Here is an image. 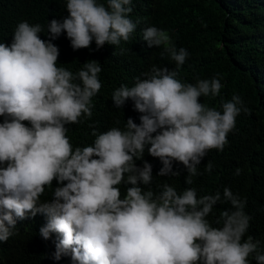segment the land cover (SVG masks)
Masks as SVG:
<instances>
[{
  "label": "clouds",
  "instance_id": "obj_1",
  "mask_svg": "<svg viewBox=\"0 0 264 264\" xmlns=\"http://www.w3.org/2000/svg\"><path fill=\"white\" fill-rule=\"evenodd\" d=\"M132 3L66 0L68 15L48 22V40L40 38L41 24L21 21L11 44L0 42V242L16 234L17 218L40 213L46 217L41 237H57L54 259L70 256L73 264H251L249 257L264 264L259 241L244 238L251 220L246 200L228 187L198 198L194 188L178 193L165 182L151 185L157 176L179 175L173 162L184 166L191 185L201 159L222 152L236 117L249 112L239 95L222 101V111L201 103L223 85L215 76L195 84L179 80L189 52L177 49L167 31L148 26L142 39L150 48L163 46L161 57L167 53L176 70L154 64L111 96L117 109L131 100L140 123L129 118L123 129H94L92 144L73 147L65 125L92 116L102 68L95 60L75 73L57 66L59 49L51 41L63 32L74 50L93 40L97 48L128 42L139 23L130 19ZM146 145L162 162L159 171L147 161L134 163ZM212 167L209 161L204 170ZM53 180L62 186L42 200ZM218 202L234 209L220 212L219 227L208 219Z\"/></svg>",
  "mask_w": 264,
  "mask_h": 264
},
{
  "label": "trees",
  "instance_id": "obj_2",
  "mask_svg": "<svg viewBox=\"0 0 264 264\" xmlns=\"http://www.w3.org/2000/svg\"><path fill=\"white\" fill-rule=\"evenodd\" d=\"M65 4L66 0H0V42L10 45L21 21L41 24L45 31L39 33L40 38L48 40L47 24L67 17ZM132 8L130 19L139 23L130 40L121 41L119 46L105 44L97 48L93 40L90 47L74 50L63 32L51 41L59 49L57 66L75 73L85 62L95 60L102 68V87L93 97L92 116L81 117L79 124L65 125L73 147L92 144L94 129L98 133L111 127L123 129L129 118L140 123L141 113L134 109L131 100L117 109L111 96L121 85L133 86L136 78H143L142 74L154 64L176 70L167 53L161 57L163 46L150 48L142 39L143 29L148 26L167 31L177 49L183 47L189 52L177 70L179 80L195 84L197 79L215 76L223 85L218 96H202L201 103L222 111V101L239 95L249 112L236 117L235 128L228 134V144L222 152L213 149L201 159V174L192 177L191 185L185 183L187 171L179 162H173L178 176H157L151 185L165 182L178 193L194 188L198 198L217 191L222 195L228 187L246 200L244 211L251 220L244 238L251 236L259 241L264 251V0H133ZM121 49L127 51L121 54ZM4 119L0 116V123ZM22 123L30 127L27 121ZM149 146H145L142 158H134V163L142 167L147 161L159 171L162 162L148 153ZM209 161L213 165L210 172L204 170ZM237 168L241 169L238 176ZM57 186L62 184L53 180L51 189L46 188L41 199L50 201ZM222 210L234 209L227 202L214 205L208 217L214 226H220L215 225V220ZM45 222L46 217L40 213L17 218L16 234L0 242V264H73L70 256L54 259L56 234L45 240L39 233ZM249 260L256 264L252 257Z\"/></svg>",
  "mask_w": 264,
  "mask_h": 264
}]
</instances>
